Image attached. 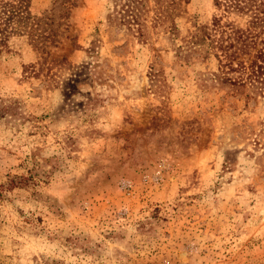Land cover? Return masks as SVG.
<instances>
[{"label": "rangeland", "instance_id": "obj_1", "mask_svg": "<svg viewBox=\"0 0 264 264\" xmlns=\"http://www.w3.org/2000/svg\"><path fill=\"white\" fill-rule=\"evenodd\" d=\"M112 12L77 0L44 60L0 55V264H264V101L179 61L153 12L144 41ZM214 13L182 2L179 37Z\"/></svg>", "mask_w": 264, "mask_h": 264}, {"label": "trees", "instance_id": "obj_2", "mask_svg": "<svg viewBox=\"0 0 264 264\" xmlns=\"http://www.w3.org/2000/svg\"><path fill=\"white\" fill-rule=\"evenodd\" d=\"M76 1L54 0L57 8L35 15L32 0H0V55L13 53L14 38H27L44 60L42 55L49 56L48 49L56 48L64 37ZM110 1L113 12L109 20L113 17L140 41L147 39V15L153 12L154 27L162 26L169 40H179L175 45L179 61L214 58L217 72L211 73L213 83L239 91L247 100L264 101V0H213L211 20L194 26L197 32L189 37H179L175 24L181 3L188 0H151L153 9L148 0ZM88 53H93L92 48ZM254 139L255 145H264L260 138ZM225 164L227 169L231 167L228 160Z\"/></svg>", "mask_w": 264, "mask_h": 264}, {"label": "bare ground", "instance_id": "obj_3", "mask_svg": "<svg viewBox=\"0 0 264 264\" xmlns=\"http://www.w3.org/2000/svg\"><path fill=\"white\" fill-rule=\"evenodd\" d=\"M184 256V255H183Z\"/></svg>", "mask_w": 264, "mask_h": 264}, {"label": "water", "instance_id": "obj_4", "mask_svg": "<svg viewBox=\"0 0 264 264\" xmlns=\"http://www.w3.org/2000/svg\"><path fill=\"white\" fill-rule=\"evenodd\" d=\"M181 256V255H180Z\"/></svg>", "mask_w": 264, "mask_h": 264}]
</instances>
